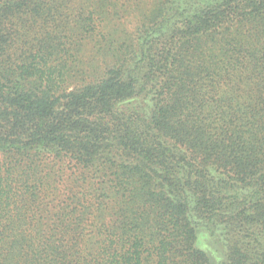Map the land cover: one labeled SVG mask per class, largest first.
Returning <instances> with one entry per match:
<instances>
[{
	"label": "trees",
	"instance_id": "16d2710c",
	"mask_svg": "<svg viewBox=\"0 0 264 264\" xmlns=\"http://www.w3.org/2000/svg\"><path fill=\"white\" fill-rule=\"evenodd\" d=\"M63 9L0 0V264H264V0L115 4L71 87Z\"/></svg>",
	"mask_w": 264,
	"mask_h": 264
},
{
	"label": "rangeland",
	"instance_id": "374dc122",
	"mask_svg": "<svg viewBox=\"0 0 264 264\" xmlns=\"http://www.w3.org/2000/svg\"><path fill=\"white\" fill-rule=\"evenodd\" d=\"M55 1L57 4L62 2L64 7L62 14L68 17V24L64 22L65 25L71 29L77 28L75 17L79 16L78 24L82 30L79 31V37L70 40L67 45L71 51L67 55L66 78L67 86L71 87L101 76L104 67L113 61L112 57L114 58L115 51L118 49V44L115 42L119 38L124 39V33L132 28L125 24L124 29L123 25L119 26L116 22L118 17H115V4L118 7L123 5L128 7L136 2L142 11H147L158 0H103L104 7L98 15L95 12L99 11L97 6L99 0H91L90 4L94 3V6H88L89 9L85 6L87 3L84 0ZM88 11H94V15L90 16ZM123 29L124 31L120 33ZM198 247L205 251L215 263H221L225 259V249L222 243L208 235H201L198 238Z\"/></svg>",
	"mask_w": 264,
	"mask_h": 264
}]
</instances>
